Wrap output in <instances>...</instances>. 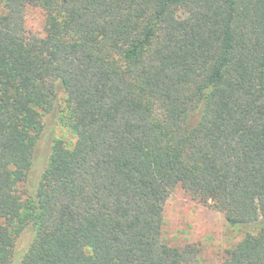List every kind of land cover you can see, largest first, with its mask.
<instances>
[{
    "label": "trees",
    "instance_id": "obj_1",
    "mask_svg": "<svg viewBox=\"0 0 264 264\" xmlns=\"http://www.w3.org/2000/svg\"><path fill=\"white\" fill-rule=\"evenodd\" d=\"M44 116L74 141L22 192ZM176 187L241 231L220 264H264V0H0V264H200Z\"/></svg>",
    "mask_w": 264,
    "mask_h": 264
},
{
    "label": "rangeland",
    "instance_id": "obj_2",
    "mask_svg": "<svg viewBox=\"0 0 264 264\" xmlns=\"http://www.w3.org/2000/svg\"><path fill=\"white\" fill-rule=\"evenodd\" d=\"M182 21L191 20L189 12L178 14ZM46 26L45 14L37 6H27L25 10V28L28 33L42 35ZM47 128L38 147L35 163L25 183H19V190H31L36 183L48 156V144L61 139L72 144L74 137L61 125L44 116ZM53 130H49L51 126ZM162 237L172 246L184 247L193 245L198 250L200 264H220L226 255L241 238V231L230 226L224 215L211 206V201L203 202L189 193L176 187L168 196L163 209ZM32 240L29 230L23 232L15 243V255L21 256Z\"/></svg>",
    "mask_w": 264,
    "mask_h": 264
}]
</instances>
